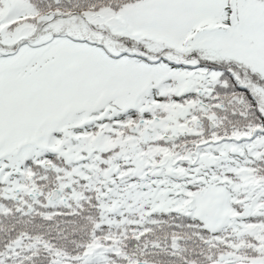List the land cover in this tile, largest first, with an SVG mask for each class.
<instances>
[{
  "label": "snow or ice",
  "instance_id": "snow-or-ice-1",
  "mask_svg": "<svg viewBox=\"0 0 264 264\" xmlns=\"http://www.w3.org/2000/svg\"><path fill=\"white\" fill-rule=\"evenodd\" d=\"M0 264H264V0H0Z\"/></svg>",
  "mask_w": 264,
  "mask_h": 264
}]
</instances>
